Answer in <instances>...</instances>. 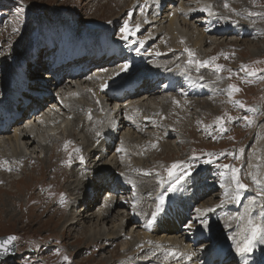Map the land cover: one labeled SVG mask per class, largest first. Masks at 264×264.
Segmentation results:
<instances>
[{
	"label": "rangeland",
	"instance_id": "rangeland-1",
	"mask_svg": "<svg viewBox=\"0 0 264 264\" xmlns=\"http://www.w3.org/2000/svg\"><path fill=\"white\" fill-rule=\"evenodd\" d=\"M137 1L138 0H134V1L132 0H0V21L7 20L6 21L7 27L5 29H2V26H0V64L3 61L9 65V69L7 70L5 68L4 69L0 68V74H1L0 85H2L5 88L4 77L6 76L11 78L13 71L16 69L15 68L16 65L20 64L21 59L26 54L24 50L18 49L19 45H22L24 43L23 40L26 37H28L30 34L31 37L37 36L38 33L40 35L41 30H38L37 32L34 31L35 28H37L42 23H45V25L50 26L58 21H61L59 20L61 16H65L72 18L75 22L77 21L79 23V27L82 26L81 30L78 29V27L75 28L76 33L82 32V30L87 26L94 25L96 27H101V28L107 27L110 24H112L113 21L119 15H120L119 21L121 22L122 19L125 17L126 11L131 6H133V4L136 3ZM141 1L142 3L146 4V9L142 11L141 16L137 17L134 14L132 18L133 19L135 17L138 18L139 25L143 23L142 31H139L136 34L131 35L127 39H124L122 28L114 27V30H116L118 37L126 43L124 49L126 50L127 53L129 52L130 45L151 42L153 39L158 38L157 41L152 46L154 47L157 45H163L167 48V44H168V47L170 49L169 52H171L169 53V56H174V53H176L174 52L176 51L174 50L175 47L186 48L187 46L189 48L192 47L195 51L200 52L201 55L199 56V58L196 57L193 58L194 61L183 59L184 61H181L178 64H176L174 70L178 74H183V76L187 78H190L191 76L198 77L199 75L200 78V75L204 70L198 69L199 67L196 66L195 63L196 61L203 62L205 60H208L209 55L212 54L218 59V63L216 65L222 66V70L220 71L221 72L227 71L226 75H223L222 73H219L218 75V73H216L211 68L205 67V69H209L215 74H217L221 78L222 82H225L223 85L220 84L219 88L213 82L207 84V87L209 86L208 87L209 92H207L208 94L212 93L214 89H216L219 93L222 94V95H215V97H213L214 100L213 103H207L206 101L204 102L201 101V103L199 102L200 104L196 103L194 104V105H198V109L196 110V113L195 112L190 113L187 107H184L185 111L178 110L180 106H183L180 102L178 103L174 102L173 107L172 105H167L166 102L164 103V105L166 104L163 109L164 113L162 112L163 111L162 110L160 111V113H158V115L153 114L150 117L151 119L150 125L151 127L153 126V128H151L149 135L152 137V140L151 141L147 140L149 142V145L146 146L145 148L149 149L150 147H153L154 145L161 143L158 140V138L164 139V134L165 135L172 134L174 135V137H176L175 138L176 140H178V138L180 137L182 138V140L178 143V145H174L176 151L175 150L171 151L170 146H167L169 148L167 152H164V149H162L158 154L156 152L148 153L147 157L149 159L153 158V160L156 162L164 161L172 165L176 157L188 158L189 154L193 153L194 149L193 146L191 145L193 144V142H196L199 147H202V145L200 144L202 141L205 150L209 147L215 148L216 150L223 149V147L225 146V139L222 137V135L226 131L224 133H221L220 132L221 128H219L217 124H210L204 127L202 129L203 132L199 134L201 137L202 134H204L202 139L198 137V134L196 133L197 129L193 126L196 123L195 120H197L198 122L206 121L209 119L218 120L217 118L219 116V113L216 109V105H215L216 103L227 102L230 104V106H228V109H230L234 113H239L238 109H240V106L235 104L233 102L234 100L230 101L229 100L230 98L228 97L229 95L228 91L224 90L225 88L224 85L230 82L231 80H235L236 82L235 86L239 87L241 89L240 91L245 89L240 94V97L244 98L245 102L248 105H254V108L257 109L258 112V115L253 118V122H252L253 128L248 129L252 133L251 137L247 140L246 137L240 136L241 140H243L242 143L243 146L248 149V147L252 143L254 144L256 135L258 134L260 129L264 126V82L260 81V83H257L254 79H251L250 77L244 74H241L240 76L236 77L235 73L232 72L231 68L232 66L236 68L237 66L240 65L254 66L256 68L264 67V61H263L264 60V0H225V1L210 0V7L208 5L209 8L214 6L216 8L218 7L221 8V4L227 2L228 6L225 7V4H223L222 8L224 12L227 13L228 18L230 20H225L222 22V24H229L236 22L243 26L253 28V30L258 34V36H253L248 33L247 34L248 38L246 39L229 36L225 38H218L215 41H212V37H209L211 38V41H207V43H205V45L202 46L201 48H199V45L196 46L195 48L194 47L195 42H192L194 40L190 39L191 41H186L185 39L181 38L182 36H179V33H176L175 35L176 40L167 38L170 35L167 34V31L164 28L162 29V26L168 25L166 14L163 15V21L161 22L157 21L156 23H154L152 19H149L147 17L148 9L154 7L157 3H159V1L158 0H141ZM15 2H21L22 4H17V5L19 7H25L26 11L32 13L33 15L32 19L27 17L28 13H25L19 22L14 23L11 21V19L8 20L9 18L14 17V15L17 12V6L14 5ZM179 4L180 3L175 2L172 5L171 9L178 7ZM68 10H71V13L68 12ZM223 17H224L223 13L218 9V12L210 15L209 19L213 18L211 20L217 21L222 19ZM15 18H18V16H16ZM201 20L202 19H200L199 21L192 20V22L198 21L199 23ZM202 21L204 22V20ZM155 24L156 25L159 24V25L156 26ZM199 25H197L196 30L197 31L204 30V26H199ZM155 26L157 28H155ZM145 27H147L148 29L143 34V36L140 37V34L144 32ZM179 32L181 31L179 30ZM105 33L108 34L109 31H105ZM195 36L193 37V39L195 38ZM256 39L258 40L256 41ZM218 40L221 41L219 42ZM212 42L215 43V45H212ZM217 48L220 49L217 50ZM229 49H231V51L229 53H226L227 51H229ZM186 53L188 58L189 52L186 51ZM183 55L184 54H181V57ZM156 58L149 60L145 65H143V62H141L138 66L135 67L132 66L135 61V59L133 58L127 59L123 64H128L129 67H133V69H137V72L141 68L145 69L147 67H151L154 64L155 66H157L156 69L157 71H161V70L165 71L169 66V64H167V57L165 58L164 61H161L158 58H157L158 61H156L157 60ZM154 60L156 63L154 62ZM190 61L192 62L190 63ZM216 65H214L215 69H216ZM39 74L41 75V80H44V78H46L45 72ZM134 74L135 72L133 73V75ZM136 77L137 76L135 75L134 78ZM207 79L208 77H206L205 80ZM208 80L212 81L211 75H209ZM200 82L202 81L200 80ZM184 87L185 85L183 86L182 89H178L176 91L174 90L173 92L178 93V92H183L185 90L186 92H184L183 94L182 93L179 94L186 95L189 92H187V88ZM3 93L6 94L5 91L2 92V97H0V102L4 100ZM202 98H206V96ZM187 105H189V102L187 103ZM167 106L168 108L169 106H171V108L167 109ZM200 110L205 111L203 115L200 112ZM186 111L189 114L185 117V114L183 113H185ZM165 113H167L166 121L161 120L162 118L160 119L162 115L166 117ZM181 114H183L182 116L184 118L181 117ZM165 122L167 123L166 125ZM159 128L161 130H159ZM237 129L240 128L237 127ZM227 130L230 131L228 134L229 135L228 139H233L237 141L239 140L238 135H235L232 129L227 128ZM74 131H75V127L71 126L69 132H74ZM10 135L13 136L14 132L9 133V136ZM58 138H60V136ZM183 138L186 140H184ZM79 139H81V141L83 142L82 137H80ZM68 140H72L78 143L75 140V135L69 137ZM174 141H170V142L175 143ZM62 143L64 144L65 148H67L66 141L65 142L62 141ZM188 143H190V145H188ZM55 148L58 154H60L63 151V149H65V148L62 149L60 147V142L57 145H55ZM252 149L253 150L255 149L254 145ZM75 151H76L75 147L71 146L69 148L68 164L72 163V166L69 168L68 172H66L67 168H65L64 171L62 169L60 171L65 173L68 177H71V179H74V170L72 171V174H70L69 171L71 168L75 167L78 164L71 162L72 155L75 153ZM114 151H116V149ZM45 155H47V157L50 158L51 151L47 149V151H45ZM211 157L216 158V160L211 161V164L215 165L217 163H220V161L217 159L219 157L217 156H211ZM226 158H228V156L222 158V160ZM53 162L54 160L52 158L48 161L47 158L45 161L42 160L40 161L37 158L36 163L32 161L31 163L23 162L21 164L25 168L24 172H22L20 176H17V178L14 177L15 179L23 177V179H21L22 181L19 180L14 181L13 183L14 186L11 185V187L10 186L0 187L1 188L0 189V222H1L0 239L12 237V236L17 237L18 241L17 240L15 241L17 242L16 254L19 251L30 253L32 256L30 258L31 263L36 262L37 259L44 261H51L53 255L46 253L45 249L47 250L54 249L56 251H60L59 259L52 260L51 264H117L119 260H123L129 255H132L134 259L137 258L140 255V254H136L138 248L141 249L142 251L143 248L140 247H145L147 249L150 247V244L148 245L144 244L143 241L138 238V234H130L131 231L128 228L129 227L134 228L133 230L134 233H138L141 230V229L138 230L136 228L138 226L139 227L145 226L148 229L153 228L156 219L155 221H153L152 216L154 213L157 215V211L153 207L143 208L140 207L139 205V208L137 209H133V207L130 208L127 207L129 210L128 209L126 210V208H124L123 206L124 221L127 222V225L124 226L125 229L121 233L120 238H118V240H116V242L113 243V245L112 242H104L105 248L102 250L98 248L100 244L98 245V247H92L90 245V243H92L93 241L90 242L88 237L89 233H87L84 228L86 227L88 228V230L90 229L91 232L92 230L95 229L99 230V227H97L99 226L97 219L91 218L92 220L91 219L88 220L83 227H80L79 229L77 228V230L75 231H71L70 229H68L67 219L74 218V221L77 222L78 218H80L81 214L77 215L76 213V210H78L80 206H78L77 209L74 210L73 212L74 217L69 216L67 218V215L64 212H58V211L54 212L53 207L49 204L50 201L56 196V191L60 187L64 186L63 183L64 176L58 175L55 178L50 176L52 175ZM59 167L61 168V166ZM153 168L154 170H156L155 166ZM138 169L144 172L147 169V167L144 168L138 167ZM224 175L227 176L224 182L217 181L216 178L215 180L221 185L218 188L223 190V191L221 190L219 194L222 195V198H226L223 203L231 206V212L229 213L230 219L227 221L228 222L227 224H229L230 227L227 230H224L226 232L232 229L233 225L235 224V220L238 218V213L235 210L236 206H234L232 202L235 196L234 189L231 186V184H229L230 185L229 188L225 187L227 181L230 180V176L228 173H224ZM0 183H3V181H0ZM233 183L235 186L234 180ZM78 185L79 182L73 180V182H71L69 186L72 187V190L70 192L73 193L77 189L76 187ZM119 197H121V199H125L124 201L125 206L126 204L131 202L130 195L116 194L115 200L119 199ZM42 199H44L45 202L42 201ZM199 208L202 209L203 206L200 207L199 205ZM237 208L238 209L241 208V205L237 206ZM44 210H48V211H44ZM141 210L146 211L145 218L139 216ZM39 211H43V212H39ZM93 211H95L94 208L91 209V212ZM79 213L84 214L82 211L78 210V214ZM133 217L139 219L134 220ZM199 218H200L199 225L204 226L201 223V221L203 220L207 221V226H209V231L211 234L216 235L219 232L224 233L222 232V229L219 226L221 225V223H217V224L214 223L216 221L215 217L205 215ZM139 220L141 221V224H139L138 226H134V223L138 222ZM109 228L110 229L112 228L111 224L109 225ZM106 230L107 228H105V231ZM184 235L187 236V233H181L179 234V237L181 236V240H183L185 244L187 245L190 244V241L192 240L191 237L190 236L184 237ZM210 242L209 241L205 242V245H210L211 244ZM125 244H128L126 248H124ZM154 251L155 250L152 249L153 253L142 255L141 258L143 257L144 260L153 261L155 263H161L162 258L159 256L154 257L155 255H157V252L154 253ZM37 253L39 254V257H37ZM0 264H27V263L25 261V258L21 256L18 260L11 262H2ZM48 264L50 263L48 262Z\"/></svg>",
	"mask_w": 264,
	"mask_h": 264
},
{
	"label": "bare ground",
	"instance_id": "bare-ground-1",
	"mask_svg": "<svg viewBox=\"0 0 264 264\" xmlns=\"http://www.w3.org/2000/svg\"><path fill=\"white\" fill-rule=\"evenodd\" d=\"M134 1V0H132ZM188 1V0H186ZM210 1V0H209ZM214 1V0H213ZM216 1V0H215ZM225 1V0H222ZM175 2V0H168L167 5L163 10L160 12V8H156V15L154 17V21L157 22L163 15L166 14L167 19L169 21V25L167 26L168 28V35H170L167 38H170L172 40L175 39L176 33H179V36H182L181 38L185 39L186 41H191L190 39L194 40L192 42H195V48L196 46L199 45V48L205 45L207 41H211L209 37H212V41L217 40L218 38H225L229 37L230 34L233 37H238L241 39H246L247 37V32L244 33H237L235 32V28L233 29V24H222L217 23L215 21H210L209 23V28L206 32V34H202L200 31H197V25L203 24V23H198L192 22L194 19H199L201 16H205V13H209V11H205L203 9H209L207 6V0H194V4L186 5L182 1L179 7H177L176 10L171 9L172 3ZM176 2H179L176 1ZM220 2V1H219ZM143 3L138 0L136 3L133 4L127 11L125 16L132 14V12H137L140 10V8L143 6ZM160 4L156 5L155 7L159 6ZM215 5V3H214ZM212 6V5H211ZM215 7V6H214ZM173 11L170 14H167V11ZM171 9V10H170ZM210 10V9H209ZM69 12V10H68ZM215 12V11H214ZM210 16V15H209ZM27 17H33L32 13H28ZM120 15L113 21V23L119 21ZM215 17V16H214ZM219 17V16H218ZM217 18V17H216ZM60 19V18H59ZM213 19V18H211ZM215 19V18H214ZM163 20V19H160ZM198 20V21H199ZM204 20V19H202ZM217 20V19H216ZM135 22H139L138 18H134ZM203 22V21H202ZM234 23V22H233ZM152 24V23H151ZM76 27L78 29H81L79 27V23L76 21L75 22ZM81 25V24H80ZM156 25V24H155ZM159 25V24H157ZM156 25V26H157ZM162 25V24H161ZM0 26H2V29H5L7 27L6 21H0ZM155 26V28H157ZM213 26L217 30L218 28L224 27L223 30L220 29V34L215 35L213 31ZM159 27V26H158ZM227 27V28H226ZM160 28V27H159ZM143 29V28H142ZM141 29V31H142ZM147 27H145L144 32L141 34H144L147 31ZM39 28L37 27L34 32H37ZM157 30V29H156ZM179 30L181 32H179ZM159 31V30H158ZM196 35V36H195ZM195 38L193 39V37ZM33 37H39V33L37 36ZM31 34L26 37L23 41L24 43L22 45H19L18 49L24 50L27 52V57L30 56V52L32 48H30V40ZM251 40V39H250ZM258 39H256L257 41ZM219 42L221 40H218ZM217 41V42H218ZM33 43L35 40L32 41ZM174 42V41H173ZM216 42V43H217ZM252 42V41H250ZM48 45H52V42L46 41L45 42ZM191 43V42H190ZM247 43V42H246ZM56 44L59 45L58 48H61L63 45L66 44V41L62 37H59L56 40ZM188 44V43H187ZM194 44V43H193ZM67 45V44H66ZM153 43L147 42L146 47H142V49L137 50L139 51L137 54L141 59H136V64L140 61H144L148 58H156L158 57L160 60H163L166 56L167 50L166 48H162L161 45H158L155 48V51H151L149 48L152 46ZM173 45V44H172ZM212 45H215V43L212 42ZM84 46H89V45H84ZM143 46V45H142ZM252 46V45H251ZM187 47V46H186ZM71 50L74 51V45L69 46ZM90 48V47H87ZM176 48H182V47H175ZM198 48V47H197ZM172 49V48H171ZM36 50V49H35ZM50 50V48L48 49ZM136 51L132 46L129 48V53L126 54V56L130 57V53ZM43 52V51H42ZM255 52V51H254ZM50 53V52H49ZM147 53V54H146ZM152 53V56H151ZM41 50L38 51V56H40ZM43 54V53H42ZM17 55V54H15ZM177 55V54H176ZM75 56V55H74ZM125 56V57H126ZM177 56L172 57L170 56L168 59H170V63L177 62L176 60ZM26 55L23 56V65L24 62L26 61ZM157 59V58H156ZM184 57L181 58L183 60ZM189 59V55H188ZM126 58H124V61ZM41 60H37L35 62H30V65H33L35 67L34 70H31V76L29 77L31 80L35 81V84H32V88L30 87V90L35 92L32 95L28 94H23L25 98L31 99V105L29 108L32 107V105L39 104L40 100H38L40 97L36 93H40L41 96L45 95V91L41 89V84L42 81L41 75L39 74V69L45 70V64L40 62ZM56 61V58L55 60ZM53 61V62H54ZM158 61V59L156 60ZM86 62L88 63L87 67L85 64L77 65V66H70V70H75L77 75H82V77H76L74 78H67L70 86H66L64 91H63V105L62 106V111L66 113L64 110V107L67 106L68 102L73 105L74 111L76 109L79 110V114H83V110L85 113L90 115V117L94 116L96 113L95 118H93V121H90L87 123L85 120H77V130H81L82 132V138L83 142H80V144L76 143L75 141L68 140L66 135L68 134L67 131L70 129L68 128V123H65V119L59 120V118H54L53 114H49V117L46 119L45 116L40 117L39 114L37 116H33L30 118L31 113L33 110H29L24 114V117L27 118V123L30 125L29 128L25 131L21 126H13L12 131H14L13 136H9V133H4L0 135V151L4 154L3 156L0 157V160H2V164L0 165V181H3V183H0L1 186H10L13 185L14 181L19 180L22 181V178L15 179L14 175L17 173H22L24 172L25 168L22 166L21 163H31L33 160V157L36 158L37 156H42V154H45V151L49 149L50 151V146L52 145V152H51V157H46L44 159H41L42 161H45L47 158V161L50 160L51 158L54 160L53 162V169H52V175L53 177H57L58 175L55 174L57 172H60L61 169L64 171L68 164L69 160V148L71 146L76 147V146H81L84 153H74L71 158V162L77 163V161L81 160V157H83V160H88V165L90 168L93 170L94 178L89 179L85 181L84 179H79L78 174L74 172V179L76 182H79V187L81 188L80 191H83V193L86 191V188H91L92 193L95 194V197L92 198V196L89 198V196H84L85 203L82 204L81 202L77 203L79 205V211H82L84 214L77 212V215H80V218H78L77 222L74 221V218H69L67 219V225L68 229L71 231L77 230L80 227H83L84 224L90 220L91 218L97 219V222L99 223V230H91L86 227L85 231L88 234L90 242V245L92 247H98L99 249H104V242H116L118 238H120L121 233L125 229L123 226L124 222V208H126L122 203L120 202L121 197L119 199L121 200H115L114 196V191L113 187L117 184V175L115 173L116 170L119 169V165L121 164L120 161H118L117 156L110 154L107 157H100V159H97V156H100L99 150L96 151L95 149V141H94V136L95 133L98 134L101 131H105L104 135L109 134L110 132L108 130H105L102 128L101 130H98L96 127L95 121L100 120L99 125L100 128L104 126L105 121L107 120H113L112 124L108 126L109 128L117 129L120 134L122 133L123 137V143L126 147V145H131L135 148H137V152L135 153L133 147H130L131 152L128 150L125 151V162L123 165V168L126 170H131L133 169L132 161L137 158L139 161V167H147V170H154L153 164H150L149 166L146 161L149 160L147 157L148 153L151 152H156L157 154L164 149V152H167L169 148L167 146H170V150H175L174 145H178V143L182 140V138H178V140L174 139V135L170 134L169 137L163 138H158V140L161 142L159 144L154 145L153 147H150L147 152H145V140H152V137L149 135L151 129V125H144V120H147L146 118L141 119L139 115L142 112V108L144 110H147L149 112V115L157 114L160 113L165 107L164 103H172V101H169L166 97V94L173 92L174 90L176 91L177 89H182L183 86L185 85L184 88H187L188 94L182 95V97H185L187 101L189 102L190 100L187 97L190 98H197L198 95L205 94L207 93L203 86L206 84L205 82H208L209 77L207 80H204L202 83H199V78L195 76H191L189 78V83H185V79L187 77L183 76V74H177L175 71H173V67H170L169 69H166L167 71H164L161 73L160 79L162 80V88L160 91L155 90L158 89L160 86V82L156 80L157 74L153 72L152 70L155 69V67H149L147 68L145 73H142L141 77H144L145 79H136L130 86V93L129 95H135L134 97H131L130 100L125 101L126 104H129L128 110L129 114L126 116V122H127V127H125V122L122 119L123 112L122 110H119L117 108L118 103L116 102H110L111 100L114 99V93L116 91H125V87L129 82L133 81V74H128L127 71H120L121 67L123 66L122 62L120 65L114 67L115 69H105V68H99L96 71L97 75L96 77L90 76L88 79L84 80V76H87V68L90 67L91 64H95L93 61L89 62L88 59H86ZM155 62V60H154ZM156 63V62H155ZM159 63V62H157ZM161 63V62H160ZM164 63V62H163ZM162 64V63H161ZM16 65V70L17 72H21V69H18ZM215 67V66H214ZM1 69H9V65L5 62H1L0 64ZM80 69H83L81 72ZM110 71V73H109ZM139 73V72H138ZM170 73H172L175 76H170ZM183 76V77H182ZM176 77V79H175ZM178 77H181L178 80ZM182 80V81H181ZM86 81V82H84ZM7 82V79H4V83ZM57 83V80L54 79L51 85H54ZM104 85H107V87H104ZM93 86V90H90V93L85 94L84 89L90 88ZM212 86V85H211ZM209 87V86H208ZM53 88V87H52ZM91 89V88H90ZM140 89H145V93H143L141 96L139 95ZM216 90V89H214ZM53 92L55 90H52ZM152 91L154 92V95H151ZM166 91H169L168 93ZM186 92L185 90L183 92H178L179 93H184ZM74 95L76 93H79V95ZM78 97V98H77ZM111 98V99H110ZM22 102L21 99H19V103ZM105 102H107L110 106L109 109L111 111H106L104 109ZM121 102V104L125 103ZM201 103V101H199ZM199 102H191L190 101V106H192L191 110L189 109V112H195L198 109V105H194L196 103L200 104ZM7 101H3V103H0V108L3 107L4 105H7ZM17 110L22 112L24 110V107L19 105L17 103ZM7 107V106H6ZM171 108V106H169ZM167 106V109H169ZM127 110V109H126ZM178 110L185 111L183 106H180ZM96 111V112H95ZM14 112H17L14 109ZM164 113V110L162 111ZM167 112V111H166ZM162 113V114H163ZM68 115V113H66ZM167 113H165L166 115ZM185 117L189 114L187 111L185 113ZM181 114V117H183ZM160 115V114H159ZM159 117V116H158ZM162 118V119H161ZM184 118V117H183ZM153 119V118H152ZM161 120L166 121L167 120V115L166 117L162 115L160 117ZM121 120V121H119ZM21 120H18L17 124ZM51 121L54 122H61L60 126L55 127V128H47L43 127L46 125V122L49 124ZM119 121V122H118ZM154 122V120H153ZM157 123V122H156ZM61 124H64L63 128H61ZM164 124V123H163ZM167 123L165 122V125ZM154 125V124H153ZM161 126V125H160ZM163 126V125H162ZM117 127V128H116ZM156 127V126H154ZM131 128V129H129ZM134 128V130H132ZM153 128V126H152ZM167 128V126H166ZM104 129V130H103ZM156 129V128H155ZM153 130V129H152ZM159 130H161L159 128ZM10 131V133L12 132ZM133 131V132H131ZM155 131V130H154ZM67 132V133H66ZM167 132V131H166ZM174 132V131H173ZM161 133V132H160ZM163 133V132H162ZM66 134V135H65ZM52 135H56V138ZM162 135V134H161ZM62 136V141H66L67 148L63 149V151L58 154L55 148V145L59 143L58 137ZM73 135H70V137ZM178 137V136H177ZM109 139V138H108ZM184 139V138H183ZM186 140V139H184ZM130 141V143H129ZM170 141H174L175 143H171ZM70 142V143H69ZM167 142V145H166ZM185 143V142H184ZM255 149H251V157L253 154V157H259L258 160H254L251 163V158H249V169L247 173H249V178L247 179L249 182H251L252 188L254 190H251L248 192L245 201L243 203L242 209H239V218L236 222V225L233 227V230L231 232H225L221 233L219 232L216 235H213L209 231V226H196V223L200 221L199 219V213L197 212V206L201 204V206H204L205 203H212L210 206H206L203 210L206 209H214L213 211H203L202 213H211L217 215L216 216V221L214 223H221L223 225L227 224V218L226 216L229 215V211H231V208L229 210H221L219 206L222 204L220 203L223 198L217 194L219 190L215 192H211L209 190H206L204 192H199L197 190V194L195 196V200L197 201L196 204H188V207L184 208L182 212H180V207H176V212L170 208L167 212L162 213L158 212L156 215V221L155 225L153 228L148 229L145 226L139 227L138 225L140 223L136 222L134 223V226L138 230L141 229L138 233H134L133 230L134 228L129 227L130 229V234H138V238L143 241L144 244H154V242H159L157 247L158 251L162 253V256L164 258L163 263H155L153 261H134V260H126L124 261V264H210L211 260L213 258L216 260H219L218 262H224V264H231L233 260L236 259V256L238 255L236 252V246L234 243V240L240 239L239 233L241 232L243 226L246 224V218L247 216H251L252 218H259L261 211H264V208H262V205H264V196H262V191L259 190L254 183L253 178L257 179H262L264 181V129L263 131H259V137L255 140L254 144ZM37 146V148H36ZM102 149V148H100ZM123 149V147L121 148ZM144 149V150H143ZM180 150V149H179ZM257 151V153H254V151ZM176 151V150H175ZM41 152V154H40ZM144 153L140 155L138 158V154ZM30 154V156L28 155ZM24 156V157H23ZM150 156V154H149ZM181 156V155H180ZM152 158V157H151ZM9 161L11 162H16L15 167H11L8 165ZM8 162V163H7ZM20 164V165H19ZM102 164V165H100ZM173 164H179L180 167L177 169H172L173 172L175 173L174 177H180L182 175H185V173H189L187 176H196L198 171L194 170L192 166L187 164L184 160H182V157H176L175 160L173 161ZM172 164V165H173ZM171 165V166H172ZM61 166V168L59 167ZM156 167V166H155ZM255 168V172L252 174L251 169ZM75 169V167L71 168L69 173L72 174V171ZM161 169L158 170L159 173H161ZM204 172V171H203ZM260 172V174H259ZM20 176V175H19ZM207 176H202L201 178H206ZM17 178V177H16ZM25 178V177H24ZM11 180V181H8ZM18 181V182H19ZM125 177L122 179V184H125ZM16 184V183H15ZM246 185H249V183L245 182ZM14 186V185H13ZM154 187H159V183L157 180L153 181L152 188L151 187H139L140 190H146L147 192H152ZM77 188V187H76ZM1 189V188H0ZM77 190V189H76ZM75 190V191H76ZM85 190V191H84ZM159 190H156V192L153 195L159 194ZM97 193H103L104 195L108 196L109 195V202H111L108 205V208H103V209H95V211L91 212V205H93V202H91L93 199H98V194ZM82 193L80 192V195ZM208 196L207 198L211 197L208 199L206 202H203L202 200L203 196ZM81 197V196H80ZM78 197V198H80ZM174 196L171 195L170 198H173ZM82 198V197H81ZM206 198V199H207ZM215 200H218L215 202ZM255 201V203H252V201ZM112 202H115V204H112ZM34 204V203H32ZM186 206V203L185 205ZM128 209V208H127ZM77 210V211H78ZM247 210V211H246ZM9 211V209H8ZM196 216L193 217L192 212H194ZM146 211L141 210L140 211V216L142 217L145 215ZM201 213V212H200ZM115 215V218H114ZM211 216V215H209ZM74 217V216H72ZM241 217H245V219H241ZM139 219V218H137ZM92 220V219H91ZM139 222H141L139 220ZM1 223V222H0ZM182 223V224H181ZM111 224L112 228H109V225ZM188 225H192L191 229H189ZM105 228L107 230L105 231ZM110 229V230H109ZM145 231V232H144ZM86 233V234H87ZM181 233H187V236H190L191 240L190 244L185 245L184 241L181 240V236L179 237V234ZM215 236V237H214ZM88 239V238H87ZM209 239L211 241L210 245H205V240ZM101 241V242H100ZM167 241L165 244L164 242ZM198 242V243H195ZM259 242H262L259 240ZM201 243L198 247V244ZM128 244H125L124 248H126ZM142 249L141 254H149L151 252L150 249H147L145 247H140ZM174 253V255L172 254ZM224 253L225 255H223ZM240 256V255H238ZM226 259V262H225ZM247 260L246 257H241L240 256V264H247L245 261Z\"/></svg>",
	"mask_w": 264,
	"mask_h": 264
},
{
	"label": "snow or ice",
	"instance_id": "snow-or-ice-1",
	"mask_svg": "<svg viewBox=\"0 0 264 264\" xmlns=\"http://www.w3.org/2000/svg\"><path fill=\"white\" fill-rule=\"evenodd\" d=\"M228 5L225 4V7H227ZM205 11H209V14L212 15L213 13L209 10V9H203ZM136 29H139V25H136ZM125 35H124V39L128 38L129 34L134 35L135 33L132 32L130 33V30L128 29V26L125 25V29H124ZM189 51V56H194V53H192L190 50ZM213 60L216 59L215 57L212 58ZM192 61H190L191 63ZM197 63L199 64L200 67H204V66H208L211 64V61H203V62H199L197 61ZM129 68L128 64H124L120 71H127ZM216 70L220 71L222 70V66L221 65H216ZM245 71L248 72V75H255L256 71L255 70H248L247 67L244 68ZM104 87H107V85H104ZM241 89L235 85H230L229 86V91L228 94L229 96H231L234 92H239ZM235 104L239 105L240 107H244V104L241 101H234ZM249 111L255 112L257 111V109L252 108L249 109ZM231 119V117H229ZM243 119H245L246 121H248L249 124H251L253 121L249 120L248 117H244ZM218 120H223V117L218 118ZM222 131H226V129L222 128ZM70 143V142H69ZM67 147V145H66ZM123 150V149H121ZM241 153L243 152V149L240 150ZM81 160H83V157H81ZM180 165L179 164H173L171 166V169H169V176L172 177L175 175V173L172 171V169H177L179 168ZM223 168L225 169H229L232 172V178L235 181L236 184V188L239 189H247L248 185L244 184L241 182L240 180V176H239V171L240 169L236 168L235 166L232 165H222ZM189 173H185V175H188ZM177 179H183V177H177ZM235 199L239 200V196L237 195L235 197ZM163 198H161V204H163ZM252 203H255V201L253 200ZM262 208H264V205H262ZM133 209H135V204L133 205ZM162 209L161 208H157V212H160ZM214 209H206V210H201V209H197V212H201V211H213ZM247 211V210H246ZM156 219V214L154 213L152 216V220L155 221ZM241 219H245V217H241ZM201 223L207 227V221L203 220L201 221ZM189 229H191L192 225H188ZM240 239H236L234 240L235 246H236V252L238 255H240L241 257H246L248 253H250L253 248L256 245V242L258 240L264 241V211H261L260 213V217L259 218H252L251 216H247L246 218V224L243 226L241 232L239 233ZM17 237L12 236L9 237V239L7 241L4 242H0V250H2L3 252H7V247L6 245L8 243H10L11 241L16 240ZM174 255V253H172Z\"/></svg>",
	"mask_w": 264,
	"mask_h": 264
},
{
	"label": "water",
	"instance_id": "water-1",
	"mask_svg": "<svg viewBox=\"0 0 264 264\" xmlns=\"http://www.w3.org/2000/svg\"><path fill=\"white\" fill-rule=\"evenodd\" d=\"M9 238H3V239H0V242H4V241H7ZM14 241H11L10 243H8L6 245L7 248V252H3L2 250H0V260L2 261H7L9 259H12L15 257V246H14Z\"/></svg>",
	"mask_w": 264,
	"mask_h": 264
}]
</instances>
